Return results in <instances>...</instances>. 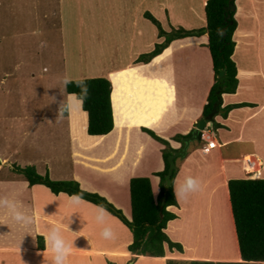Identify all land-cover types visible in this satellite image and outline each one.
I'll return each instance as SVG.
<instances>
[{
    "label": "crops",
    "instance_id": "crops-1",
    "mask_svg": "<svg viewBox=\"0 0 264 264\" xmlns=\"http://www.w3.org/2000/svg\"><path fill=\"white\" fill-rule=\"evenodd\" d=\"M19 1L20 10L15 13L18 4L6 5L3 0V11L6 15L1 16L0 4L2 23L7 16H11L8 24L21 19L26 11L32 19V2ZM129 1L106 0L107 25L104 28L103 39L104 58L108 56L110 59L108 64L106 65L105 61L104 68L87 66V69H84L74 65L69 68L71 73L77 70L85 72V75L80 77L82 79L105 77L111 83L113 129L108 134L113 135L115 129H118V140L122 146L120 149H112L116 151L117 157L113 159V165L104 168V171L113 172L104 175L105 181L100 187L89 189L84 187L83 179L77 175L55 177L49 159L40 158L44 161L43 166L50 180L77 182L82 190L105 198L117 209L123 210L124 215L127 210L130 214L127 220H131L130 179L148 178L155 201L157 200L155 193L159 195L161 191L160 177L156 174L164 170L162 158L164 146L141 131L149 130L158 138L165 140L172 151L181 150L183 146L181 142L175 141V137H188L197 122L203 118V108L215 82L211 56L207 48V34L174 40L149 63H134L138 56L150 52L156 43L162 42V39L157 37L155 26L144 18L145 12L154 16L167 32L177 27L186 30L199 29L206 26L204 8L207 0H198L193 10L190 5H183L175 0ZM59 5H64V1H60ZM235 7L234 18L237 27L233 35L235 50L232 58L237 68L238 86L234 94H222L221 108L241 103H247L251 107L233 109L225 119L221 116L214 118V121L223 127L214 129L215 133L208 132L210 133L208 136L217 144L215 148L204 152L202 150L204 141L200 142V147H191L192 142L187 148L186 156L175 160L177 174L173 182V191L189 176L201 182V191L190 194L186 200H177L174 193L176 206L166 208L176 218L167 223L164 233L172 242L181 245L182 252L175 250L170 252L164 245V257L131 254L127 250L132 242L131 232L116 217L106 212L105 222H97L95 214L98 206L82 199L78 204L73 203L71 201L73 196L63 193L54 195L42 185L29 186L25 178L14 171L16 164L12 165L11 161L0 156V197L15 200L20 209L31 215L34 221L27 229L19 228L7 219L5 223L8 226L0 225V264H52L53 254L45 250L44 235L56 225L61 226V235L72 244L73 252L68 257L67 264L242 262L231 213L228 181L250 178V175H247L249 160L262 161L263 168L259 166V169L262 168L261 179H264V0H236ZM57 9L61 16V9ZM115 43L118 44L116 47ZM18 55L19 58L26 59V51ZM99 69H102L100 73L93 72ZM78 109L76 104L78 115H81ZM84 114L86 131L87 116ZM70 121L73 122L72 119ZM212 125V122L206 124L209 128ZM114 137L115 140L118 138L116 134L111 136ZM133 139L136 140L135 143ZM127 154H133L130 161L126 159ZM39 155L41 153L34 158L35 161L29 159L26 165L18 167L32 166L37 174L45 175L39 171L41 169L36 161ZM77 155L83 161L88 160L86 156ZM119 158L123 161L116 162ZM126 166L130 168V172L126 179L121 181L122 174L117 171L121 172ZM5 168L11 171V175L2 174ZM121 186L124 191L119 192L118 188ZM121 201L125 209L121 208ZM200 203H204L205 210L209 212L214 209V214L219 218L226 217L232 245L233 256L230 257L233 258L218 256L216 252L210 250L216 247V243H204L198 239L204 231L201 223L204 216L200 219L198 215L201 212ZM0 217H3L2 212ZM195 217L198 225L193 229L192 222ZM106 226L114 229L115 239L104 240L101 237L100 234ZM39 238L42 239V247H39Z\"/></svg>",
    "mask_w": 264,
    "mask_h": 264
},
{
    "label": "rangeland",
    "instance_id": "rangeland-1",
    "mask_svg": "<svg viewBox=\"0 0 264 264\" xmlns=\"http://www.w3.org/2000/svg\"><path fill=\"white\" fill-rule=\"evenodd\" d=\"M30 1L32 19L26 11L21 19L8 24L11 16H7L6 20L1 22V16L6 15V12L3 11V0H0V156L7 158L12 165L19 166L26 165L29 159L35 161L34 158L41 153L36 161L41 169L39 171L44 172L45 175L47 170L43 166L44 161L40 159L41 157L49 159L52 163L51 168L55 177L77 175L83 179L84 187L89 189L100 187L105 181L104 175L113 172L104 171L106 166L114 164L113 159L117 157L116 151L112 149L122 147L118 140L119 130L115 129V134L118 136L116 140L115 137L111 138L115 134H108L100 144L93 146V140L89 138L96 137L89 136L85 127L83 128L86 125V118L81 105L77 104L78 111L82 113L78 115L75 98L71 95L68 97L61 81L65 78L82 79L80 77L85 75V72L82 73L80 70L71 73L69 68L72 65L87 69V66L101 68L108 64L110 59L108 56L104 58L103 39L104 28L107 25L106 0ZM60 1H64V5L60 6ZM132 1L134 2V0L129 2ZM4 2L6 5L20 4L19 0H4ZM175 2L188 4L193 10L198 0H175ZM19 4L15 13L20 10ZM57 8L61 9V16ZM117 45L115 43L114 47ZM25 51L26 59L19 58L18 54ZM105 61H107L106 65ZM101 71L102 69L93 72ZM64 98L66 101L67 98L73 100V108L70 113L59 116L58 111ZM61 111L63 112V108ZM71 119L73 122L70 121ZM72 123L74 125H71ZM206 129L215 133L213 126ZM141 132L146 134L143 130ZM132 141L135 143L136 140ZM200 146V142H193L191 145V147ZM246 151L250 152V150ZM76 154L86 156L88 160L83 161ZM132 155H126L127 161L131 160ZM122 161V158L116 160V162ZM129 172L128 166L121 172L117 171L122 174L121 181L126 179ZM259 172L258 168L257 173L247 175H250V179H261L263 177H260ZM2 174L9 176L11 171L5 168ZM118 189L119 192L124 191L123 186ZM158 196L156 192L155 197ZM159 200L161 201V198ZM121 205V208L125 209L122 201ZM200 206L201 212L198 215L200 219L204 216V220L201 221L204 231L198 239L203 240L204 243H216V247L210 250L216 252L218 256H233L226 217L219 218L214 214V209L210 212L205 210L204 203H200ZM118 209L123 214V210ZM127 213L126 210L123 216L129 219L130 214ZM196 225L198 222L195 217L192 228L194 229ZM189 233L191 235L190 230Z\"/></svg>",
    "mask_w": 264,
    "mask_h": 264
},
{
    "label": "trees",
    "instance_id": "trees-1",
    "mask_svg": "<svg viewBox=\"0 0 264 264\" xmlns=\"http://www.w3.org/2000/svg\"><path fill=\"white\" fill-rule=\"evenodd\" d=\"M228 3L229 0H207L204 8L206 26L192 30L177 27L172 28L171 31L167 32L162 28L161 23L154 16L148 12L143 14L144 18L155 26L157 29V37L162 39V42L156 43L150 52L138 56L135 63H149L153 58L161 54L162 51L174 40L186 37H199L207 34V48L211 56L215 82L209 92L207 104L203 108V118L211 111L213 104L216 101L213 91L217 83L219 72L223 71L227 80L223 85L222 94H234L238 86L237 68L232 58L235 50L233 35L237 23L234 18L235 12L226 10ZM76 80H83L88 86V97L83 102L81 109L87 116V134L96 137L89 138L93 140V146H95L113 129L111 83L105 77L74 79L73 81ZM65 92L69 95L73 93L78 94L80 89L76 87L74 83H70L67 85ZM242 107H251V105L247 103L228 105L224 108H220L221 112L217 116H221L225 119L231 110ZM212 123L214 129L223 128L214 120ZM84 127L85 126H83V128ZM143 131L164 146V149L162 150L164 170L156 174V176L160 177L161 181V191L156 201L152 195L151 185L148 178L139 177L130 179L129 196L131 220H127L122 212L115 208L105 198L96 193L82 190L77 182L52 181L47 174L45 176L37 174L35 168L32 166H26L23 168L17 166L14 167V171L17 174L22 175L28 182L29 186L42 185L49 189L54 195L63 193L68 196H78L84 201L105 208L106 212L116 217L131 232L132 242L127 247L128 252L131 254L149 257H164V245L167 246L170 252L175 250L181 253V245L172 242L164 233L167 223L176 218V216L167 211L166 208L169 206H176L173 182L177 174V169L172 173L171 186L164 202L159 200L162 196L164 176L169 167L167 157L171 154L172 149L168 142L158 138L151 131L146 129H143ZM190 135L191 133L189 136ZM182 139V136L175 137V141L181 142L182 146H184ZM198 142H201L200 135ZM228 193L239 255L242 262L176 263L169 261L167 264L264 263V179L230 180L228 181ZM41 241L42 239L39 238V247H42Z\"/></svg>",
    "mask_w": 264,
    "mask_h": 264
},
{
    "label": "clouds",
    "instance_id": "clouds-1",
    "mask_svg": "<svg viewBox=\"0 0 264 264\" xmlns=\"http://www.w3.org/2000/svg\"><path fill=\"white\" fill-rule=\"evenodd\" d=\"M63 87L66 89L67 85L74 83L76 87L80 89L78 94H71L75 98V103L82 106L83 102L88 97V86L83 80L73 81L65 78L61 81ZM63 108V112L61 109ZM73 108V100H63L59 108V116L64 112L70 113ZM58 116V117H59ZM206 130V129H205ZM201 191V182L191 176L186 177L185 180L174 188L175 197L177 200H186L192 193ZM73 203L78 204L80 198L78 196L71 197ZM0 212L3 213V217H0V225H7L5 219L19 228L27 229L33 224V217L20 209L19 204L8 197H0ZM95 219L99 223H104L106 220V209L102 206L97 208ZM8 226V225H7ZM101 237L104 240H113L116 238V233L111 226H106L101 232ZM74 243V242H72ZM45 250L50 251L53 254L52 264H67L68 257L72 255V244L67 242L61 235V226L56 225L49 229L46 235H44ZM41 254V253H38Z\"/></svg>",
    "mask_w": 264,
    "mask_h": 264
},
{
    "label": "water",
    "instance_id": "water-1",
    "mask_svg": "<svg viewBox=\"0 0 264 264\" xmlns=\"http://www.w3.org/2000/svg\"><path fill=\"white\" fill-rule=\"evenodd\" d=\"M235 1L236 0H229L226 10H231L235 12V9H236ZM226 81L227 80L225 78L224 72L223 71L219 72L217 83L213 91V95L216 98V101L214 102L211 111L204 118H202L201 120L197 122L190 136L182 139V143L184 144L183 148L181 150L172 151L171 154L167 157L169 167L167 169L166 175L164 176V184L162 187L161 202H164L167 192L171 186V176H172L173 171L176 169L175 160L182 159L186 156V151H187L189 144L192 142H198L200 132L206 129L207 127L206 124L211 123L214 120L215 116H217L221 112L220 111V108L222 105L221 96H222V91H223V85L224 83H226Z\"/></svg>",
    "mask_w": 264,
    "mask_h": 264
},
{
    "label": "built area",
    "instance_id": "built-area-1",
    "mask_svg": "<svg viewBox=\"0 0 264 264\" xmlns=\"http://www.w3.org/2000/svg\"><path fill=\"white\" fill-rule=\"evenodd\" d=\"M205 131H207V130H204V131L200 132V139H201V141L205 142V144L202 146V150L204 152H208L209 150L214 148L215 141L213 139L209 140L208 134H210V133L205 134ZM205 135H207V136H205ZM249 165L251 167H254V163L253 162H249Z\"/></svg>",
    "mask_w": 264,
    "mask_h": 264
},
{
    "label": "bare ground",
    "instance_id": "bare-ground-1",
    "mask_svg": "<svg viewBox=\"0 0 264 264\" xmlns=\"http://www.w3.org/2000/svg\"><path fill=\"white\" fill-rule=\"evenodd\" d=\"M211 136H209V140H211ZM215 146H217V144L215 143L214 144ZM215 146H214V148H215ZM247 159H249V158H247ZM249 162H253L254 163V167H251L250 165H249ZM248 163H247V172L248 173H257L258 172V168H259V166H263V163H262V161L261 160H259V162L257 163L256 161H249ZM259 171H260V174H261V176L263 177V172H262V168H261V170L259 169ZM257 178H259L258 176H256ZM248 179H250V178H248ZM199 231V230H198ZM199 236V235H198Z\"/></svg>",
    "mask_w": 264,
    "mask_h": 264
}]
</instances>
